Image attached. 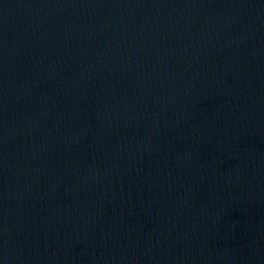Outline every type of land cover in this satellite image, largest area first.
Segmentation results:
<instances>
[{"label":"water","instance_id":"1","mask_svg":"<svg viewBox=\"0 0 264 264\" xmlns=\"http://www.w3.org/2000/svg\"><path fill=\"white\" fill-rule=\"evenodd\" d=\"M264 213V0H0V264H217Z\"/></svg>","mask_w":264,"mask_h":264}]
</instances>
